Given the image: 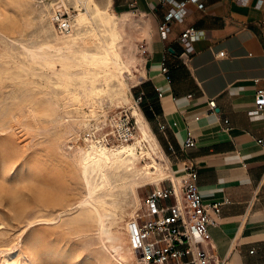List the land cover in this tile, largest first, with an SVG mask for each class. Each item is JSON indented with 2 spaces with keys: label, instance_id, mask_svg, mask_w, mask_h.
<instances>
[{
  "label": "rangeland",
  "instance_id": "rangeland-1",
  "mask_svg": "<svg viewBox=\"0 0 264 264\" xmlns=\"http://www.w3.org/2000/svg\"><path fill=\"white\" fill-rule=\"evenodd\" d=\"M61 1L0 0V264H137L127 260L123 224L155 187L135 191L131 184L140 172L112 160L102 171L89 165L88 179L99 186L90 196L79 154L93 136L110 148L138 137L133 107L144 113L136 97L147 22L133 12L120 18L122 38L110 46L120 69L112 63L116 78L107 82L101 69L80 60L83 52H97L98 38L85 36L61 51L52 47ZM95 1L104 7L105 0ZM66 3L74 20L76 0ZM98 20L102 45L111 44ZM123 75L129 90L119 82ZM92 82L105 93L92 96ZM99 205L103 226L86 218Z\"/></svg>",
  "mask_w": 264,
  "mask_h": 264
},
{
  "label": "crops",
  "instance_id": "crops-1",
  "mask_svg": "<svg viewBox=\"0 0 264 264\" xmlns=\"http://www.w3.org/2000/svg\"><path fill=\"white\" fill-rule=\"evenodd\" d=\"M108 1L147 22L140 111L177 181L194 164L204 202L222 204L219 227L210 230L220 260L264 264V105L256 104L264 90V0ZM189 29L200 36L192 53L181 41ZM190 136L196 146L184 150Z\"/></svg>",
  "mask_w": 264,
  "mask_h": 264
},
{
  "label": "built area",
  "instance_id": "built-area-1",
  "mask_svg": "<svg viewBox=\"0 0 264 264\" xmlns=\"http://www.w3.org/2000/svg\"><path fill=\"white\" fill-rule=\"evenodd\" d=\"M191 1L199 3L202 0ZM53 21L60 34L73 32L72 15L63 7L55 9ZM165 28L166 24L160 30ZM199 38L194 29L182 34L181 41L188 53L193 52L192 44ZM218 57L226 58L227 53L221 52ZM162 73L170 80L166 64H163ZM145 96L141 92L136 97L138 105L144 102ZM159 97H162L161 92ZM256 104L264 105L263 89L257 91ZM208 105L212 113L218 114L215 100L209 101ZM258 144L264 149V140H258ZM195 146L190 136L184 150ZM183 174L180 181L168 178L160 183V187L156 186L131 220L129 238L133 250L144 264H223L210 231L219 227L222 204L204 202L198 185L199 171L194 164H186Z\"/></svg>",
  "mask_w": 264,
  "mask_h": 264
},
{
  "label": "bare ground",
  "instance_id": "bare-ground-1",
  "mask_svg": "<svg viewBox=\"0 0 264 264\" xmlns=\"http://www.w3.org/2000/svg\"><path fill=\"white\" fill-rule=\"evenodd\" d=\"M108 2H109L108 0H105L103 7L100 4H98L95 0H76L77 3L76 7L78 13L74 16L73 32L69 35L61 34L62 36L58 32V35H56V42L54 45H52V47L61 51V49L63 48H68V49L72 48L74 45L78 44L80 40L83 41L85 39V36H92L98 38L100 45H98V50H96L97 52L95 53L83 52L81 53L80 60L84 64H90L91 66L101 69L105 74V76L107 77L106 78L107 82H111L114 78H116L111 73V64L113 63L117 69L120 68L118 66V60H115V51L110 46L114 45V47H116V40L122 38L118 31L119 20L120 18L122 20H125L128 17V14H122V15L117 14L111 9ZM61 3H62L61 5H58V8L63 6L66 7V9H69L66 0H62ZM72 3H74V1ZM81 7L85 8V11L81 9ZM97 18L101 20L103 27H105L104 34H108L111 37L112 39L111 44H109L107 41L104 40L105 45L104 46L102 45L100 35L94 26V21ZM83 28H86V30L84 29L85 30L84 33L82 32ZM45 61L48 62V60ZM98 75L100 74L99 73L94 74V76H98ZM123 79H124L123 82L119 81L120 84L122 85L123 88H125V90H129L128 88L129 83L127 82L126 77L124 75H123ZM92 86L93 87L90 91V94L92 96L94 95L100 96L105 93V89L96 88L93 82H92ZM126 99L127 101H131L129 95L126 96ZM133 109H134L133 115L137 120L136 124L138 129V137H135L134 142L131 143L124 142L120 146H113L112 148H110L108 145L104 143L105 140L104 141L97 140V138L93 136V140L89 141L87 147H85L84 149H80L79 158L83 165V174L88 184V190L90 196L95 192V190L99 186L93 185L88 179V175L91 172V170L89 169V165L91 164L95 165L93 170L99 169L102 171L104 165H107L112 160L118 162L119 168H123L126 171L140 172V176H141L140 179L133 180L131 184L135 191L136 189L147 187V185H152L156 187L158 184H160L162 181L168 178L173 179L175 182L177 181V178L171 172V168L167 162L166 157L161 151L158 141L151 133L149 125L145 120L144 116L142 115L141 111L136 109V106H134ZM92 116L96 117L95 111H92ZM99 208L100 205L99 207L96 206L94 207V209L90 210L86 215V218L96 219L98 224L100 226H103V223L105 222L104 217L106 216L104 212H102V210ZM102 209L104 210V208ZM108 210L109 209L105 210V212L106 211L108 212ZM110 212H109L110 215L111 213L113 214V212L111 213ZM136 214H137V210L133 208L131 212L127 213V217L129 216L130 217L129 219L131 220L133 217L136 216ZM129 224L130 223L126 221L123 224L124 227L123 233H124L125 241L129 243V251L131 255V257L127 258V260L128 259H130L131 261L135 260L137 264H144L141 261V259L136 255L131 245L129 238ZM11 264H16V263L14 261V263Z\"/></svg>",
  "mask_w": 264,
  "mask_h": 264
}]
</instances>
